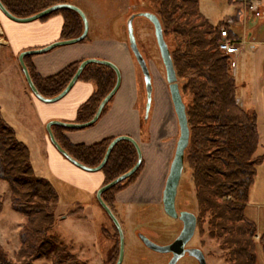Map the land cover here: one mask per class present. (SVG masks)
Here are the masks:
<instances>
[{"label":"trees","instance_id":"obj_1","mask_svg":"<svg viewBox=\"0 0 264 264\" xmlns=\"http://www.w3.org/2000/svg\"><path fill=\"white\" fill-rule=\"evenodd\" d=\"M160 21L164 39L173 37L174 46L167 43L176 73L179 91L185 104L189 128V143L184 152V167L189 171L197 207L196 229L219 243L229 264H256L254 237L257 227L245 216L249 191L254 184L257 167L264 156H258L259 137L254 113L241 108L236 101V84L230 76L226 57L218 51L222 23L211 24L198 11V0H150ZM228 0L238 6L239 2ZM15 18L31 17L59 0H0ZM63 16L60 41L77 38L82 34L83 23L74 11L63 9L42 18ZM87 36L82 42L87 41ZM24 58L31 80L44 98L58 96L68 85L81 62L73 64L58 74L39 78ZM79 81L94 85L91 97L76 114V124L92 119L101 100L115 85V72L101 64H89L81 72ZM110 101L100 116L108 109ZM143 116V115H142ZM143 118V117H142ZM147 122H140V131ZM59 146L75 161L88 168L97 167L113 139L103 140L92 146L71 145L61 132L51 128ZM137 161L133 145L118 142L101 169L103 185L128 172ZM107 190L102 201L114 212V195L132 184L142 169ZM0 181L9 191V209L26 219L18 233L20 243L16 260L12 262L0 244V264H31L43 257H50L54 264H78L75 256L58 243L50 234L55 224L54 212L58 195L52 185L34 175L28 148L16 139L14 130L4 121L0 112ZM1 209V203H0ZM81 208L71 211L77 217ZM113 226V225H112ZM117 237L118 233L113 226ZM264 257V233L258 236ZM119 251V237L116 260ZM114 263V264H115Z\"/></svg>","mask_w":264,"mask_h":264},{"label":"rangeland","instance_id":"obj_2","mask_svg":"<svg viewBox=\"0 0 264 264\" xmlns=\"http://www.w3.org/2000/svg\"><path fill=\"white\" fill-rule=\"evenodd\" d=\"M59 1L63 3V1L69 0ZM263 1L264 0H261V17L257 18L251 13H246L243 23H227L228 18L234 14L235 8L238 6H235V4L230 5L228 0H198L199 14L213 25H219L221 23L225 25L234 36L233 38L237 40V43L242 45V41L248 36V38H246L247 41H244L243 50H241L238 55L236 68L232 71H228L236 84V96H238V101L236 100L237 103H240V98H246L250 102L247 106L248 110L255 114L259 137L258 156H264ZM70 2L78 5L84 11L90 29L87 39L90 40L94 37L104 38L115 35L116 20L107 16V12L118 14L120 10H122L124 15L120 19V25L123 31L122 38L126 44H128L125 30L127 17L132 13L138 12L153 13L155 8V4L150 0H70ZM234 2L237 3L239 0H235ZM58 15L60 16V14L54 16ZM97 23L100 25V29L99 27L94 29V25ZM133 25L137 47L148 66L151 86L154 85L155 90L156 75L153 65L157 66L164 79L165 74L153 36V28L150 23L142 18L135 20ZM166 40L169 45L174 46V39L172 36H168ZM18 65L17 60L13 61L9 58L8 51L0 50V105L4 106L3 116L6 119L4 120L6 123L10 119L8 114H11L7 98L11 97L17 90L15 80L16 76L19 74ZM138 70L140 79V111H143L144 91L140 69L138 68ZM239 103L238 105L241 107ZM0 112L2 116V111ZM14 120L10 121V125H12L13 130H15L16 139L31 151L29 157L34 175L37 178L48 181L58 195V204L54 212L56 220L50 234L57 239L58 243L63 244L68 252L75 256L78 264H114L116 260L118 237L112 226L111 220L98 204L95 194L88 195L84 192L71 190L60 185L55 180H50L53 178L48 175V171L44 167L42 155H40L38 151H35L36 141H39L40 136L45 133L47 134L45 131L46 129L38 130L33 124L29 123V119H24L26 124L24 125L26 126L24 131L27 130L25 132L29 133L32 137H30V139L33 140L32 144H27L24 142V140H26L24 137L25 135L20 127L23 126V124L21 122L17 124ZM21 121L23 122V120ZM27 122L29 123V127L27 126ZM142 131L140 138L141 143H148L150 135L147 126L142 127ZM175 138H178V135L175 136ZM143 167L144 165L142 168ZM263 190L264 157L256 171V181L254 184L255 195H253L254 204L251 202V206L248 207L247 214L245 215L248 217L252 214L253 221L257 223L256 225L258 226L259 232L257 231L254 237V243L256 244V264H264V257L258 240V236L262 234L260 232H264ZM0 203V244L8 253L10 260L15 262V255L20 246L18 233L21 227L26 223V219L22 215L12 212L9 209V191L6 183L2 181H0ZM175 206L177 210H185L195 216L197 215L193 187L189 178V171L186 167L183 168L177 188ZM77 207L81 208L79 215L77 217L70 216L71 211H74ZM62 217L66 218L62 220ZM117 220L123 232L124 252L121 264H167L169 259L167 254H159L147 249L137 237V233H140L146 236L152 243L159 246H165L176 238L181 230V224L168 217L163 212L161 202L143 207L136 206L127 212L123 209L117 216ZM187 247L201 250L204 254L206 264H229L225 257L226 251L221 250L219 243L208 238L207 234L202 231V229L201 231L196 229ZM31 264L54 263L50 257H43L31 262ZM177 264L198 263H196L194 258L185 255Z\"/></svg>","mask_w":264,"mask_h":264},{"label":"crops","instance_id":"obj_3","mask_svg":"<svg viewBox=\"0 0 264 264\" xmlns=\"http://www.w3.org/2000/svg\"><path fill=\"white\" fill-rule=\"evenodd\" d=\"M63 3L73 5L85 14L78 5L71 3L70 0L63 1ZM107 13V16L117 21H115V35L104 38L94 37L85 42L54 48L43 54L29 56L27 63L32 66L34 73L41 79L52 77L68 66L87 59L110 62L119 71L120 83L106 112L90 127L61 132V136L71 145L88 147L119 136L130 137L137 142L144 167L132 184L116 193L114 202L115 209L119 214L123 209L127 212L136 206L143 207L161 202L162 190L178 139L175 138L178 135V126L165 79L157 66L153 65L156 83L155 90L152 85L154 91L152 90V102L146 123L150 139L148 143H141L140 122L143 119V111H140L139 70L132 58L128 44L122 38L120 19L124 12L120 10L118 14ZM24 24L26 25L12 22L0 13V50L8 51V56L13 61L17 60L18 54L23 51L39 50L60 41L62 15H53L43 20ZM98 27L100 29L98 23L94 25V29ZM89 30L88 27V32ZM18 73L15 80L17 90L7 98L11 110V114H8L10 119L7 124L12 127L10 121L15 118L14 121L17 124L21 122L23 124L20 126L21 131L25 135L24 142L27 144H32L33 140L30 139V134L25 132L27 130L24 131L26 129L24 119H29V123L38 130H45L46 124L51 121L74 123L78 108L91 97L94 91L92 83L77 80L64 97L57 102L47 104L37 100L31 94L20 66ZM239 104L241 108L249 111L247 106L250 102L246 98H240ZM3 108L4 106L0 105L2 116ZM3 119L6 120L4 116ZM29 123L27 122L28 127ZM54 133L57 135L59 131L54 130L53 135ZM35 147V151L42 155L48 175L53 178L50 180H55L60 185L88 195L95 194L102 186L104 178L101 172L87 173L73 166L57 152L46 133L40 136L39 141H36ZM30 154L31 151H29ZM255 181L256 177L254 184ZM254 184L249 191L245 215L251 202L254 204ZM65 218L62 217V220ZM247 218L254 222L252 214ZM256 227L258 231V226L256 225Z\"/></svg>","mask_w":264,"mask_h":264},{"label":"water","instance_id":"obj_4","mask_svg":"<svg viewBox=\"0 0 264 264\" xmlns=\"http://www.w3.org/2000/svg\"><path fill=\"white\" fill-rule=\"evenodd\" d=\"M68 9L71 11H74L79 15V17L82 20L83 23V31L82 34L77 37L70 40H62L57 41L49 46H46L39 50L34 51H24L18 55V64L20 66L21 72L23 74V77L25 79L26 85L28 89L30 90L31 94L36 98L37 100L51 104L54 102H57L62 97H64L69 90L72 88V86L75 84V82L78 80L79 75L81 74L82 70L89 64H101L104 66H107L111 68L116 75V82L112 90L101 100L99 105L96 108V111L94 113V116L92 119L86 123L83 124H76V123H63V122H57V121H51L48 122L45 126L48 138L50 143L54 146V148L57 150V152L63 156L69 163H71L73 166L77 167L78 169L87 172V173H95L101 171L103 166L108 160V157L111 153V150L113 147L120 141H127L133 145V147L136 150L137 153V161L135 165L126 173L122 174L121 176L117 177L113 181L109 182L106 185L101 186L95 193L96 200L100 207L104 210V212L107 214L109 219L111 220L112 224L117 230L118 237H119V251H118V258L115 264H121L123 260V252H124V243H123V232L121 229L120 224L110 211V209L106 206V204L102 201L101 195L106 192L107 190L113 188L117 184L121 183L122 181L126 180L130 176H132L137 169L140 167L142 162V155L140 152V148L135 140H133L130 137L127 136H119L114 138L110 144L107 146V149L105 151L104 157L101 161V163L95 167V168H88L83 166L82 164L75 161L73 158H71L57 143L55 140L51 128L53 126L65 128V129H84L87 127L92 126L100 117V114L103 110V108L106 106V104L110 101V99L115 94L116 90L118 89L119 83H120V74L117 68L111 64L110 62L103 61V60H96V59H87L81 62V64L78 66L76 72L74 73L73 77L71 78L70 82L66 86V88L56 97L54 98H44L42 97L37 89L35 88L31 77L29 75V72L25 66L24 58L27 56L32 55H39L46 53L50 51L51 49H54L59 46H66V45H72L76 43L82 42L85 37L87 36L88 32V23L86 20L85 15L82 13L80 9L77 7L66 4V3H60L53 5L31 17L28 18H15L13 17L1 4L0 2V13L6 17L8 20L15 22V23H29L37 20H41L42 18L52 14L55 11ZM135 18H144L146 19L153 28V36L155 39V43L158 49L159 57L164 69L165 74V81L168 86V92L170 96V101L172 104V108L174 111V114L176 116L177 120V126H178V139L176 141L174 154L172 157V160L169 165L168 174L164 183V187L162 190V196H161V204L163 212L172 219H177L182 223V228L179 232V234L176 236V238L169 244L165 246H159L154 243H152L150 240H148L146 237L139 235V239L142 242V244L149 250L159 253V254H170L171 258L168 261L167 264H177V262L182 259L185 255H188L196 260L198 264H206L204 254L201 250L197 248H186V245L190 242V240L193 238L195 231H196V224L197 219L196 216L188 211H181L177 212L176 206H175V200L177 195V188L181 179V175L184 168V152L188 146L189 143V128L187 124V118L185 113V104L182 101V97L179 91L178 81L176 77V73L173 67L172 59L170 56V51L168 48V45L164 39L162 27L160 24V21L158 20L157 16L150 12H140L137 14L131 15L127 21H126V33H127V43L128 48L133 56L134 61L136 62L137 66L140 69V73L142 75V80L144 84L145 89V107H144V115H143V121L147 122L149 110H150V104H151V93H152V86H151V77L149 74L148 67L146 65V62L144 58L142 57L136 43V39L134 36L133 31V20ZM264 70V66H263Z\"/></svg>","mask_w":264,"mask_h":264},{"label":"built area","instance_id":"obj_5","mask_svg":"<svg viewBox=\"0 0 264 264\" xmlns=\"http://www.w3.org/2000/svg\"><path fill=\"white\" fill-rule=\"evenodd\" d=\"M239 3L235 15L230 16L227 23H243L246 13H251L257 18L262 16L261 0H239ZM220 38L218 51L226 57L227 68L232 71L237 66L238 55L243 50L244 41L247 40L245 38L242 45L237 43L225 28L220 29Z\"/></svg>","mask_w":264,"mask_h":264},{"label":"flooded vegetation","instance_id":"obj_6","mask_svg":"<svg viewBox=\"0 0 264 264\" xmlns=\"http://www.w3.org/2000/svg\"><path fill=\"white\" fill-rule=\"evenodd\" d=\"M138 13H140V12H138ZM133 14H137V13H132V14H130L127 18H129L131 15H133ZM138 18H135L134 20H133V23L135 22V20H137ZM142 19H144V18H142ZM146 20V19H145ZM127 21V20H126ZM147 21V20H146ZM148 22V21H147ZM149 23V22H148ZM151 25V24H150ZM125 29H126V22H125ZM133 31H134V25H133ZM127 34V33H126ZM135 36V35H134ZM135 62V61H134ZM135 64H136V62H135ZM147 65V64H146ZM136 66H137V64H136ZM148 67V66H147ZM137 68H139V67H137ZM149 70V69H148ZM164 70V69H163ZM150 74V73H149ZM141 79H142V75H141ZM116 82V81H115ZM165 83H166V81H165ZM142 84H143V80H142ZM167 85V84H166ZM179 86V85H178ZM152 90H153V88H152ZM167 90H168V86H167ZM143 91H144V102H143V115H144V107H145V101H146V98H145V89H144V84H143ZM168 94H169V92H168ZM151 102H152V93H151ZM150 106H151V104H150ZM144 122V121H143ZM116 195V194H115ZM115 195H114V197H115ZM107 206V205H106ZM161 206H162V204H161ZM108 207V206H107ZM176 210H177V208H176ZM104 211V210H103ZM111 211V210H110ZM181 211H185V210H180V209H178L177 210V212H181ZM112 212V211H111ZM106 214V213H105ZM112 214L114 215V217L116 218V220H117V216L119 215L118 213H117V211H116V209H115V202H114V212H112ZM107 215V214H106ZM109 218V217H108ZM176 222H179L180 224H181V228H182V223L179 221V220H177V219H174ZM118 221V220H117ZM119 223V222H118ZM120 224V223H119ZM113 225V224H112ZM114 226V225H113ZM180 232V231H179ZM179 234V233H178ZM139 235H141L140 233H137V237H138V239H139ZM143 236V235H142ZM144 237H146V236H144ZM147 238V237H146ZM140 240V239H139ZM141 242V241H140ZM142 243V242H141ZM143 245V244H142ZM188 245V244H187ZM187 245H186V248H189V247H187ZM144 246V245H143ZM168 256H169V259H168V261L170 260V258H171V255L170 254H167ZM168 261H167V263H168ZM197 263V262H196Z\"/></svg>","mask_w":264,"mask_h":264}]
</instances>
